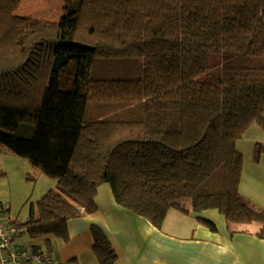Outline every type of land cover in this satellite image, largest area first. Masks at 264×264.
<instances>
[{
	"label": "trees",
	"instance_id": "1",
	"mask_svg": "<svg viewBox=\"0 0 264 264\" xmlns=\"http://www.w3.org/2000/svg\"><path fill=\"white\" fill-rule=\"evenodd\" d=\"M22 1L0 0V144L57 183L23 222L1 203L19 232L67 239L108 184L157 227L190 198L264 239L237 148L264 131V0H66L59 21L19 14ZM91 230L99 264H115Z\"/></svg>",
	"mask_w": 264,
	"mask_h": 264
},
{
	"label": "crops",
	"instance_id": "2",
	"mask_svg": "<svg viewBox=\"0 0 264 264\" xmlns=\"http://www.w3.org/2000/svg\"><path fill=\"white\" fill-rule=\"evenodd\" d=\"M254 127L237 142V148L243 154L239 192L251 207L262 210L264 152L260 160L255 161L254 150L257 142L264 144V133ZM19 159L11 156L12 163L18 162L21 170L26 162ZM11 170L4 162L0 164V202L9 209L10 221L20 223L29 217L31 210L36 211L35 204L39 199L32 202L29 210L15 211ZM38 175L45 174L40 172ZM51 184L56 187L55 182ZM43 192L38 195L42 196ZM95 203V211L69 220L67 239L57 236L33 238L19 232L13 247L46 250L53 258L50 264H99L91 230L93 225H98L117 252L115 264H264V239L257 235L258 223L229 225L217 209L196 213L190 203L183 204L190 212L171 208L162 226L157 227L146 217L119 204L108 184L100 187ZM200 217L215 222L217 231L201 223Z\"/></svg>",
	"mask_w": 264,
	"mask_h": 264
},
{
	"label": "rangeland",
	"instance_id": "3",
	"mask_svg": "<svg viewBox=\"0 0 264 264\" xmlns=\"http://www.w3.org/2000/svg\"><path fill=\"white\" fill-rule=\"evenodd\" d=\"M65 6L66 0H23L19 8V14L32 18L59 21L62 18ZM254 128L264 133L263 129L259 125L255 124ZM11 156L19 158L14 152L9 150L3 144H0V164L4 162L13 170H11V176L12 178L14 177L13 183L15 191L13 207L16 212H21L22 209L29 210L32 206V202H36L49 189L53 188V185L51 184L52 181L55 182V185L57 181L47 175H38L41 171L30 165L26 159L21 157L18 161L25 160L24 162H26V165L24 168L22 167L21 170H19L18 162L12 163ZM21 173L22 176H19ZM41 191H44V194L39 196L38 194ZM191 202L190 198L183 200V204L186 206ZM254 224L257 223L254 222Z\"/></svg>",
	"mask_w": 264,
	"mask_h": 264
},
{
	"label": "built area",
	"instance_id": "4",
	"mask_svg": "<svg viewBox=\"0 0 264 264\" xmlns=\"http://www.w3.org/2000/svg\"><path fill=\"white\" fill-rule=\"evenodd\" d=\"M0 202V264H50L53 258L46 250L34 247L14 248V239L19 234L16 225L4 217Z\"/></svg>",
	"mask_w": 264,
	"mask_h": 264
}]
</instances>
